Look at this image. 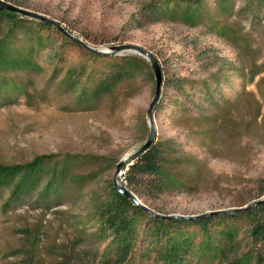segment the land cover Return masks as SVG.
Listing matches in <instances>:
<instances>
[{
	"label": "rangeland",
	"instance_id": "374dc122",
	"mask_svg": "<svg viewBox=\"0 0 264 264\" xmlns=\"http://www.w3.org/2000/svg\"><path fill=\"white\" fill-rule=\"evenodd\" d=\"M4 1L58 22L95 50L135 45L151 58L131 51L95 58L55 27L36 35L17 31L8 42L16 50L8 57H28L42 70H0V163L50 154L107 160L71 164L61 205L53 209L37 203V192L8 206L7 189L0 199V264H61L62 252L81 264H101L97 252L110 242L99 246L83 233L98 227L96 194L104 196L117 165L150 138L154 61L163 74L153 110L156 142L173 141L170 159H182L170 164L177 181L163 195L133 193L162 216L242 209L264 198V0H204L206 11L173 4L164 18L151 10L158 0ZM128 57L138 59L130 76L95 96L100 72L123 67ZM10 99L17 100L3 104ZM249 224L248 217L230 221L242 240L236 258L255 247ZM143 238L141 232L126 264H164L156 251L148 254ZM210 260L198 254L194 264H223Z\"/></svg>",
	"mask_w": 264,
	"mask_h": 264
},
{
	"label": "trees",
	"instance_id": "16d2710c",
	"mask_svg": "<svg viewBox=\"0 0 264 264\" xmlns=\"http://www.w3.org/2000/svg\"><path fill=\"white\" fill-rule=\"evenodd\" d=\"M173 4L178 8L186 6L197 10L203 8L206 11L204 0H158L151 10L158 13L155 16L159 15V18H164L170 16L168 6ZM227 4L231 6V2ZM191 12L189 10L188 13ZM33 22L34 20L21 14L0 10V32H3L0 37V70H19V67L22 68L25 65L24 68L27 67L32 72L42 70L38 62L31 63V60L26 59L28 57L7 56V54L14 56L16 52L15 49H8L7 46L8 42L16 36L17 31L36 35L41 33L39 30L54 28L52 24L41 21L36 26H32ZM93 56L106 58L103 54ZM136 62L138 59L128 57L124 60L123 67L116 66L109 74L106 71L100 72L102 82L95 88L94 95L98 96L107 92L115 83L130 76L129 67ZM215 81L219 83L218 79ZM205 89L208 95L211 94L208 85ZM15 100H4L3 104H11ZM171 143L173 141H162L161 143L155 141L143 154L132 161L125 176V188L128 191L156 198L172 188L177 179L169 166L172 162H180L182 158L178 156L174 160L170 159ZM84 159L86 160L83 161ZM102 160L106 162L107 159L102 156L82 158L69 154L68 156L50 154L38 155L29 163L17 165L0 163V199L9 189L10 199L7 205L10 206L11 201L22 202L23 198L37 192V203L53 209L54 206L61 205V191L65 188L64 181L70 174L71 164L76 162L100 163ZM179 179H182L181 176ZM94 200L99 224L96 230L83 234L86 235L85 237L99 241V246L105 241L110 242L104 247L103 252L100 250L97 252V256L101 258V264L128 263L133 258L136 242L141 232L144 236L142 241L147 243L148 247L150 246L148 254L156 251L160 254V260L164 264H194L198 254L209 260L212 258L210 260L212 262L219 260L223 264H250L252 261L256 264H264V205L242 211V214L217 215L192 221L163 220L154 217L122 194L113 183L108 184L104 196L101 194L98 197L96 194ZM244 217L249 218L251 226L249 237L255 247L245 257L236 258L234 253L237 252L236 249L239 246L241 247L242 240H239L240 230L237 226L230 225V221H239ZM146 218L145 225L142 226L141 222ZM220 225L223 227L214 228ZM198 232L201 234L200 240H198ZM78 233L82 231L78 230ZM60 255L61 264H81L79 257L69 255L68 252H62ZM233 255L235 256L232 257Z\"/></svg>",
	"mask_w": 264,
	"mask_h": 264
},
{
	"label": "water",
	"instance_id": "95a60500",
	"mask_svg": "<svg viewBox=\"0 0 264 264\" xmlns=\"http://www.w3.org/2000/svg\"><path fill=\"white\" fill-rule=\"evenodd\" d=\"M0 10H7L9 12L15 13V14H21L22 16L28 17L30 19H36L39 20L41 22L44 23H50L52 24L58 31L62 32L63 34H65L67 37H69L70 39L74 40L76 43H78L79 45H83L86 49H88L91 52H94L95 54H103V55H112V54H118V53H122V52H135L138 53L141 56L147 57V58H151V55L149 53H147L144 49H141L138 46L135 45H127V46H116L112 49V51H108L107 53L101 51L100 49H93L90 46L84 44L81 40L75 38L70 32H68L67 30H65V28H63L58 22L44 17L42 15H39L35 12H30L27 11L19 6H15L7 1L4 0H0ZM154 66H155V75H156V95L154 100L152 101V103L150 104V110H149V122H150V135H149V140L147 141L146 145H144L141 149H139L135 154L131 155V157H128L126 159H124L121 163H119L116 167V173L114 176V180H113V184L115 185V187L124 195H126L130 200H133V202L140 206L141 208H143L146 213H149L150 215H153L154 217H158L161 219H166V220H180V219H186V220H192V221H196V220H200V219H205V218H211L213 216H217V215H227V214H238V213H242V211H248L250 209H252L253 207H257L258 205H264V198L261 200H258L257 202H253L248 206L242 207V209H232V210H224V211H214L211 213H207V214H202V215H197L195 217H189V216H172V215H158L153 213L149 208H146L143 203L141 202V200L138 199V197L132 192L128 191L125 187H121L120 185H118V178L119 175L121 174L123 168H125L126 166L130 165L131 162L136 159L138 156H140L141 154H143L146 149H148L149 147H151L155 141H156V137H155V126H154V122H153V110L156 107L155 105L158 103V101L160 100L161 97V87L163 84V74L161 72V68L160 65H158L157 61H154Z\"/></svg>",
	"mask_w": 264,
	"mask_h": 264
}]
</instances>
